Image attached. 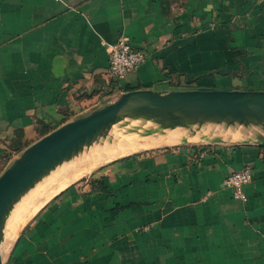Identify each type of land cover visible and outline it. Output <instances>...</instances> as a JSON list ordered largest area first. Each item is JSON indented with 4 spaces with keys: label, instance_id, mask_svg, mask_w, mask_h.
<instances>
[{
    "label": "crops",
    "instance_id": "1",
    "mask_svg": "<svg viewBox=\"0 0 264 264\" xmlns=\"http://www.w3.org/2000/svg\"><path fill=\"white\" fill-rule=\"evenodd\" d=\"M122 37L147 60L118 79ZM179 87L264 90V0H0V164L113 94ZM246 165L244 202L223 182ZM5 264H264V143L115 159L48 200Z\"/></svg>",
    "mask_w": 264,
    "mask_h": 264
},
{
    "label": "water",
    "instance_id": "2",
    "mask_svg": "<svg viewBox=\"0 0 264 264\" xmlns=\"http://www.w3.org/2000/svg\"><path fill=\"white\" fill-rule=\"evenodd\" d=\"M207 126L264 130V90H131L43 136L0 175V264H5L1 246L14 206L59 165L108 138L114 128L141 136L181 128L196 135ZM238 140L214 138L211 142ZM244 141L264 143V134Z\"/></svg>",
    "mask_w": 264,
    "mask_h": 264
},
{
    "label": "bare ground",
    "instance_id": "3",
    "mask_svg": "<svg viewBox=\"0 0 264 264\" xmlns=\"http://www.w3.org/2000/svg\"><path fill=\"white\" fill-rule=\"evenodd\" d=\"M134 123L136 124L137 122L132 121L131 124H134ZM175 130L180 131V132L186 131L184 129L177 128V129H173V130H167L163 134H155V135H168L169 137H172L175 139L176 134L172 133V131H175ZM127 134H130V133H128V132L126 133V132H124L123 129L118 128V127L114 128L111 131L108 138L104 139L103 141H101L97 144H93L89 148H86L79 155H77L74 158H72L68 161H65L63 164L59 165L48 176H46L44 179H42L33 189H31L25 196L22 197V199L14 206L13 210L10 213V216L8 217L7 223H6L4 241L2 242V246H1L4 258L7 256V254L11 250L13 243L15 242L18 235L20 234V231L25 226V224L29 221V219L32 218L35 215V213L48 200H50L56 194H58L59 192H61L65 188H67L72 183L81 179L83 176H85L89 171H91L98 164L105 163L106 161H108L110 159H116V158H119L122 156L129 155L133 152L143 150L144 148H151V147L156 146V145L148 143V142H137V141H135L133 143L132 140H131L132 141L131 144H127L126 138L128 136H133V134L132 135L131 134L127 135ZM124 135H127V136H124ZM122 136H124V137H122ZM118 138H120V139L116 140L114 145H112L109 148H104L102 150V152H100L101 154L96 159L82 161L80 163L78 162L77 165L72 166V169L70 171L62 172L58 176L51 179L62 168L66 167V166H70L77 161H80V159L85 158L90 153H95V152L99 151L100 148L104 145H107L109 143V141H112V140H115ZM121 145H122V147H121ZM59 179L61 181L58 183H55ZM48 182H49V184L46 188L40 189V190H37L36 192H34V189L37 186L45 185ZM31 194H32V198L34 197V195L37 198H35V199L33 198L29 202V204L27 205V208H25L23 213L21 212L17 215H14V213H13L14 210L17 209L18 207H20L24 203V200L27 197L29 199ZM45 196L47 197L46 199L43 198Z\"/></svg>",
    "mask_w": 264,
    "mask_h": 264
},
{
    "label": "rangeland",
    "instance_id": "4",
    "mask_svg": "<svg viewBox=\"0 0 264 264\" xmlns=\"http://www.w3.org/2000/svg\"><path fill=\"white\" fill-rule=\"evenodd\" d=\"M191 84L192 85L190 87H193V86H195L196 83H191ZM190 87H187V88H185V87H179L178 89L179 90H184V89H189ZM190 89H194V88H190ZM219 89H226V88H219ZM241 90H263V89L262 88H254V89H241ZM242 130L244 131L243 136H242ZM242 130L241 129H231V128L226 130L225 128L220 127V126H218V127L217 126H208V127H203L201 129V131H199L196 135H192L191 132L188 133L187 131H184V132H180V131H177V130L172 131V133L176 134V138L175 139L172 138V137H169L168 135L141 136L138 132L130 133L131 135L133 134V136H128L126 139H127V144H131L132 141H133V143L135 141H137V142H148V143H151V144L156 145V146L151 147V148H144L143 150H139L137 152L131 153V154H134V153H143V152L154 151V150H157V149L169 148V147H173L175 145L184 144V143H190L191 145L195 144L197 146H210L211 144H215L214 142H211V139H214V138H221L222 140H238V139L241 138L238 141H233V142H240V141H244V140H248V139H255V138H257V135H258V133L260 131H261V133L264 134V130H260V129L242 127ZM130 134H127V135H130ZM127 135H124V136H127ZM124 136H122V137H124ZM119 139L120 138L115 139V140H112V141H109V143L107 145L102 146L99 151H97L95 153H90L85 158L80 159V161H77V162L73 163L70 166H66V167L62 168L51 179H53L54 177L58 176L62 172L69 171L70 169H72V166L77 165L78 162L80 163L82 161L96 159L101 154L100 152H102V150L104 148L111 147L112 145L115 144V141L116 140H119ZM183 139H186V140H183ZM227 142H231V141H227ZM121 147H122V145H121ZM12 154L13 153H6L5 154L3 164H0V173H2L9 166V164L12 162V158L14 157V156H12ZM19 154H17V155H19ZM126 156H128V155H126ZM122 157H124V156H122ZM119 158H121V157H119ZM116 159H118V158H116ZM113 160H115V159H110V160L106 161L105 163L98 164L91 171H89L85 176L89 175L95 169H98L99 167H102V166L108 164L109 162H111ZM85 176H83V177H85ZM60 181L61 180L59 179L55 183H58ZM49 182L47 184H45V185L37 186L34 189V192H36L37 190L46 188L48 186ZM33 198L35 199L37 197L34 195ZM33 198H32V194L30 195L29 199L27 197L24 200V203L20 207H18L17 209L14 210V212H13L14 215H17V214H19L21 212L23 213L24 210H25V208H27V205L29 204V202ZM43 198L46 199L47 197L45 196ZM13 246H14V243L12 245V248H13ZM12 248L9 251V253L7 254V256L4 258V262H6V260H8V257L10 255L11 251H12Z\"/></svg>",
    "mask_w": 264,
    "mask_h": 264
},
{
    "label": "built area",
    "instance_id": "5",
    "mask_svg": "<svg viewBox=\"0 0 264 264\" xmlns=\"http://www.w3.org/2000/svg\"><path fill=\"white\" fill-rule=\"evenodd\" d=\"M109 70L110 73L118 78L122 79L131 73L138 70V68L143 65L147 56L143 50L135 48L129 38L122 37L118 43L110 47L109 54ZM123 92H118L113 94L112 100L117 99L121 96ZM200 156L206 154V150L202 149ZM253 179V169L251 166L246 165L239 170L230 173L224 179L225 188L232 192L233 198L236 200L247 201V195L245 192V186L252 182ZM148 229V227H145Z\"/></svg>",
    "mask_w": 264,
    "mask_h": 264
},
{
    "label": "trees",
    "instance_id": "6",
    "mask_svg": "<svg viewBox=\"0 0 264 264\" xmlns=\"http://www.w3.org/2000/svg\"><path fill=\"white\" fill-rule=\"evenodd\" d=\"M0 175H1V173H0Z\"/></svg>",
    "mask_w": 264,
    "mask_h": 264
}]
</instances>
